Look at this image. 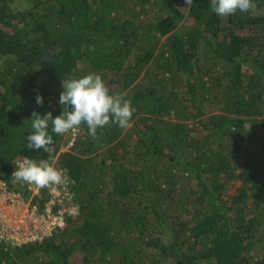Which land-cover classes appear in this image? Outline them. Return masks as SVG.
<instances>
[{"label":"trees","instance_id":"1","mask_svg":"<svg viewBox=\"0 0 264 264\" xmlns=\"http://www.w3.org/2000/svg\"><path fill=\"white\" fill-rule=\"evenodd\" d=\"M253 4L221 17L210 0H0V176L30 197L16 163L48 160L77 206L40 239H0V264H264V0ZM89 72L131 101L128 126L92 137L82 124L68 150L70 132L28 149L32 112L59 114L63 77Z\"/></svg>","mask_w":264,"mask_h":264},{"label":"clouds","instance_id":"2","mask_svg":"<svg viewBox=\"0 0 264 264\" xmlns=\"http://www.w3.org/2000/svg\"><path fill=\"white\" fill-rule=\"evenodd\" d=\"M211 10L218 16H229L237 11L248 12L253 7V0H210ZM59 114L47 111H33L29 120L31 131L26 137L30 150L48 151L53 143V135L64 134L79 128L82 124L88 128L90 136L97 135V129L109 124L127 127L133 117L134 108L130 100L112 94L101 74L89 72L79 77L65 78L61 81ZM36 103L44 104V96L37 94ZM17 181L29 185L45 187L51 183L59 184L63 180L62 173L48 160L25 159L12 174Z\"/></svg>","mask_w":264,"mask_h":264},{"label":"built area","instance_id":"3","mask_svg":"<svg viewBox=\"0 0 264 264\" xmlns=\"http://www.w3.org/2000/svg\"><path fill=\"white\" fill-rule=\"evenodd\" d=\"M70 134L71 139L67 143V149L73 145L77 128L73 129ZM25 159L18 160L16 164L18 165ZM60 172L63 176L62 182L51 183L45 187L17 181L12 175L14 183L25 186L30 192V197H25L21 192L9 189L7 181L0 176V239L10 240L14 243L40 239L53 229L63 227L66 224L67 215L77 213V206L72 202L73 194L70 191L66 173ZM43 188L48 191L49 197L45 201L44 211H40L38 206L33 203L32 197L41 195ZM58 205L59 207L55 209Z\"/></svg>","mask_w":264,"mask_h":264},{"label":"rangeland","instance_id":"4","mask_svg":"<svg viewBox=\"0 0 264 264\" xmlns=\"http://www.w3.org/2000/svg\"><path fill=\"white\" fill-rule=\"evenodd\" d=\"M15 6L16 7H20L19 5H18V3L17 4H15ZM260 12V10L259 11H257V13H259ZM68 132H70V133H72V130H69ZM68 148V146H67V143L65 142L62 146H61V151H65V150H68L67 149ZM232 182V184L230 185V189H237L238 187H240V185H241V181L240 180H237V181H230V183Z\"/></svg>","mask_w":264,"mask_h":264}]
</instances>
